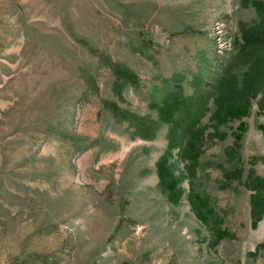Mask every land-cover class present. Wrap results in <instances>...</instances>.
Listing matches in <instances>:
<instances>
[{
  "label": "rangeland",
  "instance_id": "1",
  "mask_svg": "<svg viewBox=\"0 0 264 264\" xmlns=\"http://www.w3.org/2000/svg\"><path fill=\"white\" fill-rule=\"evenodd\" d=\"M259 60L264 0H0V264H264ZM227 75L255 94L223 122Z\"/></svg>",
  "mask_w": 264,
  "mask_h": 264
},
{
  "label": "trees",
  "instance_id": "2",
  "mask_svg": "<svg viewBox=\"0 0 264 264\" xmlns=\"http://www.w3.org/2000/svg\"><path fill=\"white\" fill-rule=\"evenodd\" d=\"M254 4L257 6V0H254ZM261 8L262 6L260 5V9ZM246 46L248 47V49L244 51V54L242 55L241 58H243L244 60L243 65L248 67V65H250L252 61H255V57H257L256 59L259 58L258 55L260 50H259V44L257 45L256 41L253 39H251L250 42L246 41ZM259 62L262 65H264L263 60H259ZM103 66H116L115 69L118 70L121 67L120 65L119 66L115 64L113 65L109 59H102L100 61V67ZM253 66H255V62H253L252 67ZM118 72L119 75L121 76L122 70L120 69ZM262 74H264V72H262ZM258 75H260V73H258ZM130 77H134V76L131 74ZM85 80L87 81L89 88L91 89L94 88L97 90L96 84L93 83L94 81L90 77H85ZM244 85H246L244 88L248 86L247 84ZM214 91L217 95L216 103L219 105L220 115L224 113L225 118H223L222 120L223 122H225L230 117L241 118L244 115L249 114L248 107H250L251 99L253 98L250 95H252L253 93L255 94V90L252 86L251 87L249 86L248 89L245 90L243 89L240 91L237 89V84L235 83V79L230 78L227 75L226 77L223 76L221 77L217 85H215ZM173 102H175L174 104L178 106L183 102L189 103L187 99H182L181 96ZM162 109L163 111L162 113H160L162 121H167L168 118L172 120L174 119L175 114H173V111L170 112V108H168L167 106L166 107L163 106ZM199 122H200V118H195L192 121H189L187 125L186 126L184 125L183 129L181 130L180 136H177L176 134H174V132L171 133V140L173 142V147H175L177 144L178 145L180 144L179 146L184 145L187 138L188 137L190 138L188 143L186 142L184 147L182 148V156L192 159L193 162L195 163V166L198 163V159L200 156L199 150L196 147V142L200 136L199 135L200 133L198 131L195 132L197 130L196 128L199 125ZM158 127H159L158 124L155 125L150 124L148 127H143V128H147L146 130L149 134H155V131L158 129ZM263 131H264V127H263ZM158 164H159L160 175L163 177V182L166 183V180L168 179L175 181V177H173V175L171 174V170L169 168L168 157L165 156L164 158H162ZM248 186H250L251 188L264 190V179L251 175L248 182ZM254 208H255L254 213L255 216H257V218H260L262 215H264V211H263L264 201L261 200L257 203L255 202Z\"/></svg>",
  "mask_w": 264,
  "mask_h": 264
}]
</instances>
